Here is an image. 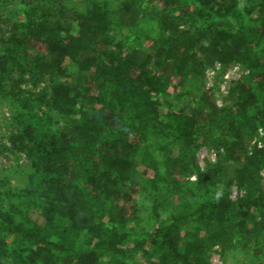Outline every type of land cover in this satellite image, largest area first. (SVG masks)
Segmentation results:
<instances>
[{
  "label": "trees",
  "instance_id": "trees-1",
  "mask_svg": "<svg viewBox=\"0 0 264 264\" xmlns=\"http://www.w3.org/2000/svg\"><path fill=\"white\" fill-rule=\"evenodd\" d=\"M216 63L246 70L223 104ZM170 85L188 107L160 108ZM0 100L29 161L0 174V264H264V0H0Z\"/></svg>",
  "mask_w": 264,
  "mask_h": 264
},
{
  "label": "rangeland",
  "instance_id": "rangeland-1",
  "mask_svg": "<svg viewBox=\"0 0 264 264\" xmlns=\"http://www.w3.org/2000/svg\"><path fill=\"white\" fill-rule=\"evenodd\" d=\"M141 53L152 52V45L145 39H140L137 43ZM246 70L240 64H230L222 68L219 63L207 68L204 73L203 85L212 92L213 98L217 103L223 104L231 97L228 96V90L234 78H237ZM173 84V83H172ZM188 84V82H187ZM193 97V91L186 95L176 94V90L170 85L165 93L159 97V104L162 110L177 109L187 106L188 101ZM186 98V99H185ZM8 113L6 104L0 100V174L9 178L12 184H21L27 177L29 169V161L23 153L12 152L2 148L1 144L6 136L2 132L5 130L6 122L5 115ZM254 144H264V128H259L258 134L248 141V146L251 148ZM216 152L208 145H202L197 150V159L201 167H205L209 161H214ZM231 170L233 164L230 165ZM260 174L264 178V168L261 169ZM193 179L194 174L188 175ZM243 189L234 185L230 191V196L235 198L237 195L243 193ZM233 240L232 242H234ZM259 256V255H258ZM253 253L246 251V249L238 247H231L223 249L220 245H214L208 252V260L211 264H250L251 261L257 260L259 257Z\"/></svg>",
  "mask_w": 264,
  "mask_h": 264
}]
</instances>
